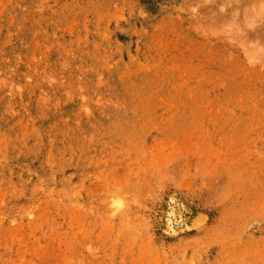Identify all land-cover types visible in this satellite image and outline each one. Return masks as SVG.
<instances>
[{
	"label": "rangeland",
	"instance_id": "obj_1",
	"mask_svg": "<svg viewBox=\"0 0 264 264\" xmlns=\"http://www.w3.org/2000/svg\"><path fill=\"white\" fill-rule=\"evenodd\" d=\"M0 264H264V0H0Z\"/></svg>",
	"mask_w": 264,
	"mask_h": 264
},
{
	"label": "bare ground",
	"instance_id": "obj_2",
	"mask_svg": "<svg viewBox=\"0 0 264 264\" xmlns=\"http://www.w3.org/2000/svg\"><path fill=\"white\" fill-rule=\"evenodd\" d=\"M206 220L207 219L204 216H199V217L197 216V218L195 219V221L192 223V227L199 229V228H201L205 224Z\"/></svg>",
	"mask_w": 264,
	"mask_h": 264
}]
</instances>
